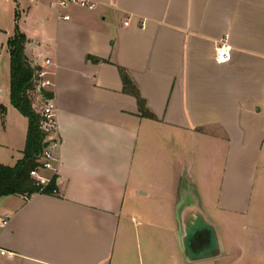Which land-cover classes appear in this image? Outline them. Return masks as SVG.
I'll use <instances>...</instances> for the list:
<instances>
[{"label": "crops", "instance_id": "obj_1", "mask_svg": "<svg viewBox=\"0 0 264 264\" xmlns=\"http://www.w3.org/2000/svg\"><path fill=\"white\" fill-rule=\"evenodd\" d=\"M90 1L0 0V165L23 159L29 127L11 103L16 25L60 143L57 195L0 198V264H264V0ZM197 211L219 249L192 261L181 220Z\"/></svg>", "mask_w": 264, "mask_h": 264}, {"label": "trees", "instance_id": "obj_2", "mask_svg": "<svg viewBox=\"0 0 264 264\" xmlns=\"http://www.w3.org/2000/svg\"><path fill=\"white\" fill-rule=\"evenodd\" d=\"M18 19V16H17ZM28 39L16 25L15 34L8 42L10 53L11 103L29 121L24 157L16 166L0 165V198L21 195L31 197L35 194H51L56 189V178L43 187L31 177V171L38 167L37 159L44 151V143L49 134L42 128L44 121L35 103V88L41 67L27 57L25 50ZM124 92L134 96L143 117L154 119L155 115L147 108L137 86L127 70L120 68ZM48 95V94H47Z\"/></svg>", "mask_w": 264, "mask_h": 264}, {"label": "built area", "instance_id": "obj_3", "mask_svg": "<svg viewBox=\"0 0 264 264\" xmlns=\"http://www.w3.org/2000/svg\"><path fill=\"white\" fill-rule=\"evenodd\" d=\"M57 5L61 9H67L74 6L92 11L97 8V4L90 0H57ZM63 19L70 20V16L65 15ZM232 50V47L227 43V41H222L215 51L216 62L219 64L230 62L232 59ZM49 64L50 61H47L46 65ZM45 75L46 72L43 69L38 73L35 96H38L41 104L40 113L44 119L42 128L46 133L49 134L47 140H50L51 144L48 148H44L42 155L37 159L38 167L32 170L30 173L31 177L37 182V184L43 187L48 186L51 183L53 177H55V173L57 171V158L55 156V152L60 146L59 141L52 137L57 129L56 103L53 95H51V93L48 91L51 83L50 81L44 79ZM46 172H51L52 175H44ZM52 194L57 195V189H54ZM4 224H6V222H4ZM2 254H4V252H2Z\"/></svg>", "mask_w": 264, "mask_h": 264}, {"label": "water", "instance_id": "obj_4", "mask_svg": "<svg viewBox=\"0 0 264 264\" xmlns=\"http://www.w3.org/2000/svg\"><path fill=\"white\" fill-rule=\"evenodd\" d=\"M50 140L45 141L48 148ZM183 248L189 260L203 259L219 249L214 225L207 220L202 211L189 213L181 220Z\"/></svg>", "mask_w": 264, "mask_h": 264}, {"label": "rangeland", "instance_id": "obj_5", "mask_svg": "<svg viewBox=\"0 0 264 264\" xmlns=\"http://www.w3.org/2000/svg\"><path fill=\"white\" fill-rule=\"evenodd\" d=\"M17 16H18V18H19V15H17ZM16 20H18V19H16V12H15V13H14L13 22H14V21H16ZM38 106H39V107H41V105H40V104H39ZM39 107H38V109H39ZM39 110H40V109H39ZM22 117H23V116H22Z\"/></svg>", "mask_w": 264, "mask_h": 264}]
</instances>
